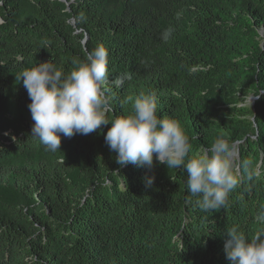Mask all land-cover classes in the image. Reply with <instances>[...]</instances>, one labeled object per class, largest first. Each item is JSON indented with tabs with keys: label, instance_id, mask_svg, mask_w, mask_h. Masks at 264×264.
I'll use <instances>...</instances> for the list:
<instances>
[{
	"label": "trees",
	"instance_id": "16d2710c",
	"mask_svg": "<svg viewBox=\"0 0 264 264\" xmlns=\"http://www.w3.org/2000/svg\"><path fill=\"white\" fill-rule=\"evenodd\" d=\"M68 2L0 0V264H230L226 230L251 239L262 227L264 92L246 101L264 90V0ZM97 45L108 51L109 119L154 93L158 117L188 136L189 157L217 137L233 144L240 182L226 206L201 209L186 169L155 160L146 187L147 170L118 165L105 143L111 123L61 136L56 152L31 135L16 77L48 61L69 74Z\"/></svg>",
	"mask_w": 264,
	"mask_h": 264
},
{
	"label": "clouds",
	"instance_id": "9594fccd",
	"mask_svg": "<svg viewBox=\"0 0 264 264\" xmlns=\"http://www.w3.org/2000/svg\"><path fill=\"white\" fill-rule=\"evenodd\" d=\"M173 32L172 27L165 29L161 39L167 42ZM73 64L75 67L69 74L48 61L16 77L22 80L31 101L28 105L34 121L31 135L47 151L60 150L61 136L88 135L111 123L104 136L105 143L116 153L118 165L132 164L147 170L142 178L146 187L154 183V174L148 173L155 160L168 169H186L187 191L199 198L197 204L201 209L210 211L226 206L228 194L240 182L233 169V144L217 137L210 148L189 157L188 136L179 121L158 117L154 93H141L134 99L131 112L109 119L113 108L103 90L108 75L107 49L97 45L83 61L76 59ZM127 78L118 77L114 83L121 86ZM262 92L251 95L249 103L259 99ZM258 174L250 173L249 178ZM256 221L262 227L251 239L236 226L226 230L224 251L230 264H264V210L257 214Z\"/></svg>",
	"mask_w": 264,
	"mask_h": 264
},
{
	"label": "water",
	"instance_id": "95a60500",
	"mask_svg": "<svg viewBox=\"0 0 264 264\" xmlns=\"http://www.w3.org/2000/svg\"><path fill=\"white\" fill-rule=\"evenodd\" d=\"M59 1H63V2H64V0H59ZM75 1H76V0H70V2L67 3V6H69L70 4L74 3ZM0 23H1V19H0ZM86 39H87V38H85V39L83 40V42H82L83 44H85ZM254 100H255V99L252 100V102H251L252 104L254 103Z\"/></svg>",
	"mask_w": 264,
	"mask_h": 264
},
{
	"label": "rangeland",
	"instance_id": "374dc122",
	"mask_svg": "<svg viewBox=\"0 0 264 264\" xmlns=\"http://www.w3.org/2000/svg\"><path fill=\"white\" fill-rule=\"evenodd\" d=\"M260 35H261V36H264V30H261V31H260ZM246 102H247V104L249 103V97L247 98V101H246ZM5 134H6V133H3L2 135H5Z\"/></svg>",
	"mask_w": 264,
	"mask_h": 264
}]
</instances>
